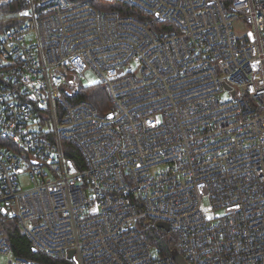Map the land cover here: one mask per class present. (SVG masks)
Masks as SVG:
<instances>
[{
    "label": "built area",
    "instance_id": "1",
    "mask_svg": "<svg viewBox=\"0 0 264 264\" xmlns=\"http://www.w3.org/2000/svg\"><path fill=\"white\" fill-rule=\"evenodd\" d=\"M97 1L134 15L23 0L0 35V211L57 263L175 264L137 229L146 218L186 264H264V0ZM88 72L105 114L75 100ZM0 254L37 264L1 234Z\"/></svg>",
    "mask_w": 264,
    "mask_h": 264
},
{
    "label": "trees",
    "instance_id": "2",
    "mask_svg": "<svg viewBox=\"0 0 264 264\" xmlns=\"http://www.w3.org/2000/svg\"><path fill=\"white\" fill-rule=\"evenodd\" d=\"M90 2L94 7L117 10L122 14L134 15L132 11L123 5L107 4L97 0H90ZM229 2V0H224L226 6ZM25 7L23 0H11L10 2L0 5V35L3 34L6 29L23 24L24 20L20 19L17 14ZM75 100L88 101L95 106L101 114H105L110 109L106 91L100 83L90 86H85L84 84L79 85V92ZM69 157H71L80 168H84L82 159L76 152H71ZM133 201L138 205L139 210H141L138 196H133ZM137 229L144 235L146 242L149 247L154 250L157 257H171L172 252L177 249L174 234L171 231L166 232L158 228L156 222L141 218L137 224ZM0 233H2L4 240L15 257L25 258L37 264H73L72 262H53L40 252L33 253L31 251V244L26 236L22 234L16 223L8 220L1 211Z\"/></svg>",
    "mask_w": 264,
    "mask_h": 264
},
{
    "label": "rangeland",
    "instance_id": "3",
    "mask_svg": "<svg viewBox=\"0 0 264 264\" xmlns=\"http://www.w3.org/2000/svg\"><path fill=\"white\" fill-rule=\"evenodd\" d=\"M145 18H150L148 15H144ZM153 19V18H150ZM247 30V26L245 24L244 20L237 21L236 23L233 24V33L235 34L236 37L241 38L242 36L245 35ZM133 70L137 71L139 69V66L137 63L132 64ZM87 80L91 85L98 84L99 80L98 78L91 72L87 73ZM85 86H88L87 81L84 82ZM221 97L225 100L230 98V94L228 92H222ZM106 101V100H105ZM163 169V167H161ZM19 182H20V188L23 190H27L31 187L29 181H28V176H27V168L25 167L23 169L22 175L19 176ZM10 223V222H8ZM7 223V224H8ZM9 260V257L7 254H0V264H7ZM75 264V263H73Z\"/></svg>",
    "mask_w": 264,
    "mask_h": 264
},
{
    "label": "water",
    "instance_id": "4",
    "mask_svg": "<svg viewBox=\"0 0 264 264\" xmlns=\"http://www.w3.org/2000/svg\"><path fill=\"white\" fill-rule=\"evenodd\" d=\"M224 87H225L226 89H230V87L227 86L226 84H224ZM232 94H234V92H232ZM107 116H108V117H112V113H109ZM33 163H35V162H33ZM1 212H2L3 214H5V210H4V209H1ZM156 226H157L158 228H160V229L166 231V232H169V231H170V227H169V225H168L167 223H164V222H157V223H156ZM31 251H32L33 253H37L36 248H34V247H32V246H31ZM68 258L71 259V260L76 264L75 257H74V251H70V252H69V254H68ZM171 258L173 259V261L175 262V264H186L185 261H184V259H183V257L181 256V254H180L177 250H175L174 252H172V254H171Z\"/></svg>",
    "mask_w": 264,
    "mask_h": 264
},
{
    "label": "crops",
    "instance_id": "5",
    "mask_svg": "<svg viewBox=\"0 0 264 264\" xmlns=\"http://www.w3.org/2000/svg\"><path fill=\"white\" fill-rule=\"evenodd\" d=\"M11 0H0V5L3 4V3H7V2H10Z\"/></svg>",
    "mask_w": 264,
    "mask_h": 264
},
{
    "label": "bare ground",
    "instance_id": "6",
    "mask_svg": "<svg viewBox=\"0 0 264 264\" xmlns=\"http://www.w3.org/2000/svg\"><path fill=\"white\" fill-rule=\"evenodd\" d=\"M109 105H110V104H109ZM154 222H155V221H154ZM157 222H160V221H157ZM157 222H156V223H157ZM164 223H165V222H164ZM0 234L2 235V233H0ZM2 237H3V235H2ZM3 239H4V237H3ZM147 244H148V243H147ZM148 246H149V245H148ZM151 250L154 251L152 248H151ZM71 251H73V250H71ZM37 252H38V251H37ZM69 252H70V251H69ZM71 261H72V260H71ZM72 262H73V261H72ZM73 263H74V262H73Z\"/></svg>",
    "mask_w": 264,
    "mask_h": 264
}]
</instances>
